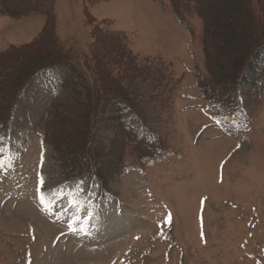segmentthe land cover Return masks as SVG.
<instances>
[{"label": "rangeland", "instance_id": "1", "mask_svg": "<svg viewBox=\"0 0 264 264\" xmlns=\"http://www.w3.org/2000/svg\"><path fill=\"white\" fill-rule=\"evenodd\" d=\"M5 1L1 109L31 68L52 55L74 65L91 92L105 84L124 90L142 116L139 136L148 142L153 135L166 154L152 160L148 148L140 156L129 153L133 146L122 152L129 131L109 120L119 104L109 95L111 103L92 118L95 145L105 154L96 153L97 165L111 170L110 195L68 188L71 167L58 168L36 125L50 96L61 95L46 131L56 136L66 115L64 143L57 136L56 143L64 162L80 164L86 99L68 88L64 95L51 72L39 74L44 85L31 88L0 127V264H264V92L247 83L236 89L242 119L217 113L213 100L209 106L197 80L211 65L201 16L181 12L184 25L169 0ZM218 42L216 57L231 56L228 40Z\"/></svg>", "mask_w": 264, "mask_h": 264}, {"label": "trees", "instance_id": "2", "mask_svg": "<svg viewBox=\"0 0 264 264\" xmlns=\"http://www.w3.org/2000/svg\"><path fill=\"white\" fill-rule=\"evenodd\" d=\"M21 1L22 4L25 5L23 0H17L16 4H19ZM169 1L175 9L177 18L184 25H187V23L182 19L181 12H185L186 10H195V12L203 19L204 47L205 52H208L209 54L207 59L211 64L207 69V73L201 76L197 75L199 83L198 88L202 91L203 96L210 104L211 102L209 100L216 102L217 106L213 108L217 113L228 116L229 119H235L236 117L237 119L244 118V114L239 109L240 101L236 97V89L242 84L247 83L250 87L258 88L260 92H264V65L258 66L259 62H264V0ZM7 3L8 2L5 0H0V12L7 13L9 9ZM87 16L88 23L92 24L88 13ZM214 24L216 25L215 30L213 29ZM93 33L98 41L96 31ZM221 37L226 41L228 40L229 47H232L233 49L231 56H225L223 59H220L215 55L216 51L223 47V43L218 42ZM53 47L56 51L58 50V52H60L57 45H53ZM49 57H52V59L48 58L47 60L49 61H43L31 68L29 75L27 73L28 77L26 78L27 75H25L26 79L18 84L16 97L12 99L13 102L9 106H6L5 109L0 108V124H7L12 116H14V113L17 114L19 106L26 103V100L24 99L31 88H39L35 79L38 72L46 69H53L58 72L63 93L65 91L64 95L67 93L66 89L68 88L71 90V96L82 94L83 98L86 99V103L83 102L80 107L81 114L83 115L80 117V125L81 128L84 129L82 133L80 132L82 140L78 145L80 148L84 149L83 157L79 161L80 164H78L77 158L75 165H72L69 161L67 163L64 162L65 158L56 143L58 141H56L57 137L62 144L65 140L62 138V135L60 136L59 131L61 130L62 132L63 126L67 123V117L65 114V116L60 117L59 122L56 124L57 127H59V130L56 131L57 137L54 136V134H48L46 131L52 124H50V116H52L53 112L52 105H56L55 108L60 110L59 105L63 100L61 95L52 96V99L49 102L51 106H47L48 108L46 109V112L39 116V120L42 121L41 123H37L36 128L42 134L43 139L50 144L55 152V159L58 168L65 171L68 167H71V171H69L71 175L68 178H70L69 183L72 184V186L77 184L78 181H81L82 185L86 189L88 188L91 193L104 194V192H109L106 183V173L111 172V170H108L107 167L103 168L97 165V161L100 162L99 158L105 154L101 153L95 145L96 142L94 141V137L96 136L95 131L93 130L95 129V125H93L92 118V116H95L96 118L101 107L103 108L104 106V109H106L105 106L111 103V99L109 102V98H106L109 95L116 99L114 101L119 102L116 106L118 117L110 116L109 120L112 122H119L121 133L122 130H124V132L127 130L129 131V137L120 140L122 152L124 150L125 153L129 146H133V148L129 149V153L133 152L140 156L144 150L143 148H148L151 152L149 158H152V160H156L155 158L158 155L161 156L166 154V145L156 139L152 134L153 138H150L148 142L139 136L137 127L142 122L140 121L141 115L134 104L127 100L128 98L125 97L126 94L124 90L121 91L119 88L113 89L109 84H105L100 87V89H96L95 92H91V86H85L84 84L79 83L80 72L74 65L69 64L66 60L56 59V57H53L52 55ZM216 67H220V69L222 68L224 73L221 75L217 73L214 69ZM105 76H108V74ZM0 93H2L1 90ZM112 93L117 95H112ZM256 94L260 95L261 93ZM21 101H24V103ZM244 104L247 105L245 102ZM135 116L138 117V120L135 119ZM53 127L54 126L52 125L51 128ZM92 134H94V136ZM117 134H119V132L116 129V135ZM130 138L135 142L130 144ZM152 141H154V144L149 147V144ZM156 141L160 145H156ZM79 147L74 146L72 150L75 151ZM153 148H156V150H152ZM148 149L146 151H148ZM99 151L100 157L99 154H96L97 152L99 153ZM119 152L122 154L121 150H119ZM120 167L118 165L117 169ZM137 167H139V165Z\"/></svg>", "mask_w": 264, "mask_h": 264}]
</instances>
